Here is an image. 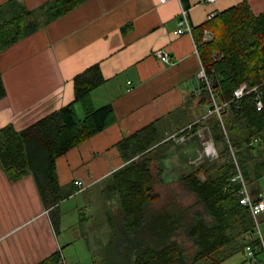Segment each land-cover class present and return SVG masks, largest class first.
Wrapping results in <instances>:
<instances>
[{"label":"crops","instance_id":"crops-1","mask_svg":"<svg viewBox=\"0 0 264 264\" xmlns=\"http://www.w3.org/2000/svg\"><path fill=\"white\" fill-rule=\"evenodd\" d=\"M6 1L0 0V4ZM18 1L36 9L47 0ZM243 2L254 15L264 12V0H169L163 4L157 0H86L0 52L5 90L0 100V128L14 125L15 116L40 103H47L48 112L68 104L73 99V77L92 65L99 66L105 79L91 97L97 107L111 104L116 121L56 158L57 180L63 194L57 205L58 225L62 220L60 207L70 198L83 195L85 208L94 204L91 213L97 207L98 198L87 201L85 194L97 188L100 195L112 173L126 164L117 148L122 138L151 126L158 144L166 134L179 132L202 118L209 102L196 93L195 75L201 61L196 38L207 26L209 13L216 16ZM181 8L187 10L191 35L173 33ZM158 49L168 52L169 63H162L154 55ZM215 98L220 102L216 95ZM75 107L79 113L80 106ZM197 123L182 143L191 154L200 144L202 130L212 138L208 123ZM170 144L162 148L175 145L173 141ZM169 149H161L163 164L155 166L153 158L152 173L156 170L163 177L164 165L171 156ZM261 158L258 162L264 159V147ZM262 162L257 187L247 182L253 198L264 190ZM187 168L177 176L178 180L196 167ZM77 182H81L82 190H78ZM154 187L155 183V191ZM157 200L149 206L159 202V197ZM52 209L44 207L31 174L11 181L0 166V264H35L61 250L58 226H53L48 213ZM92 216L93 213L79 211L80 225L89 226ZM258 216L264 222V212ZM231 264L249 263L240 258Z\"/></svg>","mask_w":264,"mask_h":264},{"label":"trees","instance_id":"trees-1","mask_svg":"<svg viewBox=\"0 0 264 264\" xmlns=\"http://www.w3.org/2000/svg\"><path fill=\"white\" fill-rule=\"evenodd\" d=\"M84 1L47 0L36 9H29L18 0L0 4V52ZM205 28L213 32L211 40H203ZM205 28L196 38L200 43L198 52L220 102L229 101L233 89L243 83L264 82V12L254 15L247 3H239L219 12ZM215 54L218 57L214 58ZM104 82L99 66L92 65L73 77V99L68 104L19 130L13 124L0 128L2 170L11 181L32 175L44 207L53 208L54 227L59 221L57 205L63 199L56 158L116 121L111 104L97 107L91 97L92 91ZM200 96L210 103L207 91ZM4 97L0 73V100ZM75 105L80 106V115ZM203 121L208 123L218 156L203 159L181 177L195 203L186 208L170 204L168 210L154 211L151 220L147 208L158 201L159 195L153 190L155 177L150 165L155 156L161 162V146L173 140L168 137L157 144L159 138L148 126L117 143L126 164L112 173L102 194L118 193L121 222L117 232L113 220L108 218L111 237L104 244L103 264H220L243 253L252 243L247 236L254 232L253 219L238 202L239 185L229 183L236 171L229 146L246 181L258 177L262 171L260 162L264 164V159L258 162L264 147V97L261 110H256L252 95L237 104L229 103L222 114L225 132L215 115ZM253 138L258 142L247 146ZM182 237L194 248L190 260ZM117 242L121 245L117 251L122 252L119 263L114 256ZM35 264H64L61 250Z\"/></svg>","mask_w":264,"mask_h":264},{"label":"rangeland","instance_id":"rangeland-1","mask_svg":"<svg viewBox=\"0 0 264 264\" xmlns=\"http://www.w3.org/2000/svg\"><path fill=\"white\" fill-rule=\"evenodd\" d=\"M46 105V102L40 103L37 106L29 108L21 114L15 116L13 118L15 127L19 130L34 120L47 114L48 108ZM79 110V113H81V109ZM175 133L178 132L166 134L161 142H164V140H166L170 135ZM200 135V144L197 146L194 154L188 153L185 150V144H182L185 141H175L172 139L175 145L171 146V149H169L168 146L162 148L163 150L169 149L171 156L168 160V163L166 161L167 165H164L165 168L162 172L163 177L161 175H157L156 170L153 171V175L155 177L154 188L156 193L159 195V202L154 203L155 205L153 206H148L146 212L148 219L153 216V212L156 210H168L170 204H177L182 208H186L195 203V197L183 186L181 179L178 180L177 176H179L180 173H182L185 169H188L187 167H196L198 163L196 160L198 152L201 151L203 142L209 139V134L205 130H202ZM170 145L172 144L169 143V146ZM154 158L156 160L154 163L155 166L156 164H163L162 162L157 161L156 156ZM248 184L249 186L257 187L258 179L253 177L248 181ZM106 185L107 183L103 185V189L106 187ZM97 191H99V189L94 188L85 194L87 201H93L94 199L98 198V201L95 204L97 207L95 206L94 210L92 211V217H94V219L91 220V224L89 226L86 224L80 225L78 221L79 211L84 212L86 215H92L91 207L93 208L94 205L92 203L90 208H85L83 205V195L79 194L76 197L64 201L60 207V215L62 220L58 225L57 234L59 235V243L64 264H103L104 244H106L111 237V226L108 218L113 220L114 230H117L118 228L117 232L119 231L121 210L118 193L107 191L108 193H105V195L100 193V195L98 194L97 196ZM196 207L198 210H200V212H203L201 207ZM48 213L52 217V211ZM257 219L259 229L261 231V229H264V222L261 221L259 216ZM116 237L118 238L119 235ZM182 239L184 240L183 237ZM184 243L187 245L186 254L190 260L194 248L185 242V240ZM120 246L121 245L119 242H117L114 250L115 261L117 263H119L118 260L120 261L122 256V252L117 251V248L119 249ZM240 258H242V260L244 259L242 252L231 256L221 264L236 263V261H238Z\"/></svg>","mask_w":264,"mask_h":264},{"label":"built area","instance_id":"built-area-1","mask_svg":"<svg viewBox=\"0 0 264 264\" xmlns=\"http://www.w3.org/2000/svg\"><path fill=\"white\" fill-rule=\"evenodd\" d=\"M167 1L169 0H157L159 4H163ZM214 1L215 0H205L206 3H213ZM180 16L181 18L178 20L177 28L176 30H174L173 33L175 35H180L184 33L191 35L193 32V28L187 20V10L184 8H181ZM214 16H215L214 13H209L207 16V19L210 20ZM202 38L203 40H206V41L211 40L213 38V33L210 30L204 29ZM195 50H196V46H195ZM154 55L162 63L170 62L169 54L164 49L155 50ZM220 56L221 55H219V57ZM216 57H218V55L215 54L214 58ZM195 76L198 81V87L196 89V93L200 95L202 92L207 91L210 97L209 106L206 109L201 120L207 118L209 115H215L220 121L224 132H225V129L222 123V114L224 113L225 108L228 107L229 103L237 104L243 99V97L247 95H252L256 110H261L263 108L264 82H261L255 85L251 83H243L240 86L233 89L231 99L229 101L217 102L215 95L211 88V82H210L208 69L202 63V61H200L199 68ZM199 121L200 120L189 123L183 129H181L178 133L170 135L169 138L175 141H185L188 138L193 125ZM257 142H258V139L253 138L251 141L247 143V146H253ZM229 149H230V154L232 156L233 162L235 164V169H236L235 173L230 177L229 183L239 185L238 190H237L238 202L249 210L251 217L253 219L254 225H255L254 232L247 236V238L250 239L252 243L249 244L245 248V251L243 252V256H244L245 262L249 264H264V235L261 233L259 229L258 219H257L258 214L260 212H264V190H262L260 194L258 195V197L256 198H253L251 196L247 181L237 163L234 150L231 148V146H229ZM217 156H218V153L214 145L213 139L209 137V139L203 142L202 149L200 152H198V156L196 160L198 162L202 161L203 159L212 160V159L217 158ZM76 186L78 190H82L84 188L81 182H77Z\"/></svg>","mask_w":264,"mask_h":264}]
</instances>
